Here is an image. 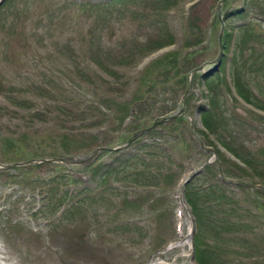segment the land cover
Returning <instances> with one entry per match:
<instances>
[{
	"label": "rangeland",
	"instance_id": "obj_1",
	"mask_svg": "<svg viewBox=\"0 0 264 264\" xmlns=\"http://www.w3.org/2000/svg\"><path fill=\"white\" fill-rule=\"evenodd\" d=\"M0 264H264V0H1Z\"/></svg>",
	"mask_w": 264,
	"mask_h": 264
},
{
	"label": "trees",
	"instance_id": "obj_2",
	"mask_svg": "<svg viewBox=\"0 0 264 264\" xmlns=\"http://www.w3.org/2000/svg\"><path fill=\"white\" fill-rule=\"evenodd\" d=\"M227 32L225 31L224 32V38L226 40V37H227ZM201 75H206V74H209V71H204V72H200ZM238 92L247 100H249L250 98H248V94L246 92V90L242 89V87H238ZM203 122V121H202ZM190 202L192 204V207H193V210L197 207V203L195 201V196L192 195V198L190 199ZM194 251H195V255L197 253V249H198V243H197V239H196V234H195V239H194ZM198 257V256H197ZM199 259V257H198Z\"/></svg>",
	"mask_w": 264,
	"mask_h": 264
},
{
	"label": "water",
	"instance_id": "obj_3",
	"mask_svg": "<svg viewBox=\"0 0 264 264\" xmlns=\"http://www.w3.org/2000/svg\"><path fill=\"white\" fill-rule=\"evenodd\" d=\"M198 69H202V65L197 66L196 68H194V70H198ZM49 159H51V160H62V161H65V160H67V157H62V158L53 157V158H49Z\"/></svg>",
	"mask_w": 264,
	"mask_h": 264
}]
</instances>
